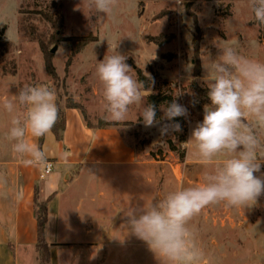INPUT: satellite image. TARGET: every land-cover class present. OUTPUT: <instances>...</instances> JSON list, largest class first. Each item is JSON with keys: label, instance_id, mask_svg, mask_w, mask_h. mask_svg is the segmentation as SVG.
<instances>
[{"label": "rangeland", "instance_id": "obj_1", "mask_svg": "<svg viewBox=\"0 0 264 264\" xmlns=\"http://www.w3.org/2000/svg\"><path fill=\"white\" fill-rule=\"evenodd\" d=\"M3 28L0 99L15 96L26 84H44L55 89L61 108L76 103L90 124H103L108 121L96 68L105 56L119 53L126 57L134 78L138 80L137 68L153 78L150 89H145L144 104L148 94L166 92L187 108L178 133L172 129L161 133L162 125L177 123L164 119L166 103L160 106L159 123L152 127H145L140 116L143 104L132 106L127 121L112 123L121 125L134 143L137 168L121 173L120 179L119 173L106 172L102 183L83 179L75 192L81 195L84 187V194L104 192L135 199L122 208L141 209L177 187L201 183L206 166L186 142L203 121L204 106L211 103L204 65L220 54L217 45L232 46L264 62V26L256 23L248 0H182V4L178 0H118L108 16L95 12L88 0H0V31ZM85 35L96 40L71 56L65 39ZM48 58L56 77L46 68ZM195 71L200 75L195 76ZM182 136L187 140L181 141ZM255 175L264 177V162ZM129 176L134 182H129ZM189 227L206 264H264V194L251 206L209 205ZM131 239L138 245L137 264H159L144 241Z\"/></svg>", "mask_w": 264, "mask_h": 264}, {"label": "clouds", "instance_id": "obj_2", "mask_svg": "<svg viewBox=\"0 0 264 264\" xmlns=\"http://www.w3.org/2000/svg\"><path fill=\"white\" fill-rule=\"evenodd\" d=\"M117 5L118 0H88L90 8L106 16ZM248 6L256 23L264 26V0H248ZM217 47L220 54L204 65L211 103L204 106L203 121L186 142L190 152L195 147V155L206 166L201 183L177 187L162 199L125 213L128 234L144 241L159 264H206L189 222L209 205L251 206L264 194V177L255 175L264 162V62L232 46ZM96 75L102 85L104 119L123 123L132 106L143 104L140 116L145 127L159 123L155 105L144 104L145 86L134 78L125 56H105ZM0 110L11 117L5 136L13 154L25 167L47 165L46 151L29 135L45 137L56 125L55 89L26 84L15 96L0 99ZM187 115V108L176 101L164 109L169 122ZM170 129L179 131L180 125H162V135Z\"/></svg>", "mask_w": 264, "mask_h": 264}, {"label": "crops", "instance_id": "obj_3", "mask_svg": "<svg viewBox=\"0 0 264 264\" xmlns=\"http://www.w3.org/2000/svg\"><path fill=\"white\" fill-rule=\"evenodd\" d=\"M62 110L65 126L59 134L52 129L41 146L40 138L29 135L54 164L44 179V166L25 167L13 154L5 136L11 117L0 114V264H38L42 202L48 207L50 264H137L138 245L125 226L131 208H122L135 199L84 194V187L81 195L75 192L84 181L102 183L106 172L119 173L120 179L121 173L135 171L136 147L121 125L89 126L82 109L64 105Z\"/></svg>", "mask_w": 264, "mask_h": 264}, {"label": "trees", "instance_id": "obj_4", "mask_svg": "<svg viewBox=\"0 0 264 264\" xmlns=\"http://www.w3.org/2000/svg\"><path fill=\"white\" fill-rule=\"evenodd\" d=\"M4 32V28L0 31V39L1 35ZM68 41L70 48H71V56L79 53L82 49L86 48L91 42L96 40V37L90 36V35H85V36H73L65 39ZM74 40H76L74 42ZM53 49L51 50V53H53ZM199 65L197 64V68ZM46 68L48 72L53 76L56 77V72L55 68L53 66V63L51 59H47L46 61ZM198 70V69H197ZM137 73V78L139 81L143 82L145 89H150L151 81H152V76L146 75L141 68L136 69ZM195 76L200 75V71H195L194 72ZM196 84V82H194ZM148 99V104H153L156 107V118L160 116V106L163 103H166V105H170L173 102V98L170 94L166 92H158V93H150L147 96ZM69 107H77L82 109L79 105L76 103H71L67 105ZM59 107V119L56 123V125L53 127V131L57 134H59L60 130L64 129L65 122H64V113L63 110L60 106ZM83 111V110H82ZM181 126L185 124V119L184 117H177L174 120ZM89 126H94L88 122ZM112 123L105 122L103 124H100L99 126H107ZM176 133H178L176 131ZM187 138L186 136L181 137V141H186ZM43 143V137L40 138L39 140V145L41 146ZM171 148L176 149L175 145L171 142ZM39 210H38V243H37V251H38V264H50L51 258H50V245L46 241L45 237V226L48 220V207L46 202H42L38 204Z\"/></svg>", "mask_w": 264, "mask_h": 264}, {"label": "built area", "instance_id": "obj_5", "mask_svg": "<svg viewBox=\"0 0 264 264\" xmlns=\"http://www.w3.org/2000/svg\"><path fill=\"white\" fill-rule=\"evenodd\" d=\"M53 169L54 164L51 161H47V165L44 166L40 177L46 178L53 171Z\"/></svg>", "mask_w": 264, "mask_h": 264}]
</instances>
